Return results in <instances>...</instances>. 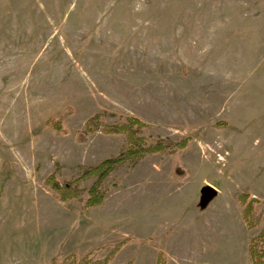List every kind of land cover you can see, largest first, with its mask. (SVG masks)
<instances>
[{
  "label": "rangeland",
  "instance_id": "1",
  "mask_svg": "<svg viewBox=\"0 0 264 264\" xmlns=\"http://www.w3.org/2000/svg\"><path fill=\"white\" fill-rule=\"evenodd\" d=\"M129 117L146 144L190 137L176 152L188 175L147 155L100 182L98 206L83 208L94 177L60 202L45 179L128 148L101 127ZM243 194L259 201L252 228ZM72 254L264 264V0H0V264Z\"/></svg>",
  "mask_w": 264,
  "mask_h": 264
},
{
  "label": "trees",
  "instance_id": "2",
  "mask_svg": "<svg viewBox=\"0 0 264 264\" xmlns=\"http://www.w3.org/2000/svg\"><path fill=\"white\" fill-rule=\"evenodd\" d=\"M99 115L90 117L86 123L84 131L85 133H93L99 129L97 122ZM46 126L51 127L56 131H62L60 118H50L45 122ZM137 118L129 117L125 124L106 125L101 127V131L105 134L118 135L126 134L128 148L121 151L116 156L105 159L94 167H87L82 174L74 180L58 181L53 175L48 176L45 179V185L49 190L53 191L60 202H69L73 200H79L81 197V190L79 184L82 180L94 177L95 181L86 191V199L83 202L84 209H90L98 206L104 199V193L100 190V182L116 167L125 164H135L147 155L167 153L175 155L173 158V171L179 177L188 175V171L180 163V159L176 156V152L189 147L191 139L185 137L178 141H169L165 139H158L154 143L146 144L145 140L140 137L138 130L145 127ZM240 204L244 207V214L249 219L253 220V223L249 222V228L255 227L259 223V218L254 214V208L259 203L255 198H249L248 195H241ZM127 241L119 243L115 249H120ZM110 258L94 259L90 257H84L80 260L75 258V255H71L65 258L63 261L51 260L50 264H109ZM130 264V263H128ZM156 264H165L164 257L159 254L157 256Z\"/></svg>",
  "mask_w": 264,
  "mask_h": 264
},
{
  "label": "water",
  "instance_id": "3",
  "mask_svg": "<svg viewBox=\"0 0 264 264\" xmlns=\"http://www.w3.org/2000/svg\"><path fill=\"white\" fill-rule=\"evenodd\" d=\"M200 194L202 196L203 201L206 202L210 197L213 196L214 190L208 186L202 187L200 189Z\"/></svg>",
  "mask_w": 264,
  "mask_h": 264
}]
</instances>
